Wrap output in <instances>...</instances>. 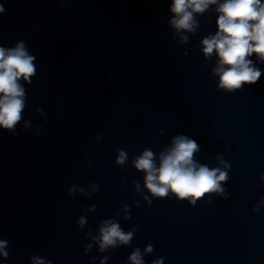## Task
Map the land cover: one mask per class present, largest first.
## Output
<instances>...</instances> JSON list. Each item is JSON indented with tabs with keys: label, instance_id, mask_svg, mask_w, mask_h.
<instances>
[{
	"label": "clouds",
	"instance_id": "9594fccd",
	"mask_svg": "<svg viewBox=\"0 0 264 264\" xmlns=\"http://www.w3.org/2000/svg\"><path fill=\"white\" fill-rule=\"evenodd\" d=\"M66 2V0H61ZM215 5L216 32L201 40L202 52L205 58L213 54L217 56V66L213 74L219 77V89L229 93L242 89L245 85L258 82L264 70L256 66L250 57L255 54L258 61L264 63V0H171L170 12L172 18L169 23L175 30L181 43H188L189 36L184 33L195 34L200 27L197 16L208 12L210 6ZM5 12L0 4V14ZM36 56L30 54L24 41H17L14 47L0 46V128L17 136L16 126L24 119L26 107V89L24 83L31 84L36 76ZM23 81V83L21 82ZM38 112L42 111L37 109ZM25 121V127L28 126ZM40 125H37L39 129ZM39 134V133H38ZM200 151V145L186 135L180 134L172 138L171 146L159 154V165L152 150L145 149L141 155L133 160L138 171L144 175V186L154 197H167L174 193L180 200L196 201L208 193H216L227 199L228 193L222 183L229 180L228 169L231 165L225 161L222 154L216 159L221 167L210 168L206 164H199L195 154ZM128 159L126 151L120 150L116 163L123 165ZM260 180L264 185V173ZM97 186L93 185L95 189ZM139 191V184H136ZM75 186L69 189V195L74 194ZM144 199L151 205V199L145 195ZM206 203H211L210 200ZM264 203V199L261 200ZM139 207V203L136 204ZM95 206H92V210ZM254 212H259L254 207ZM125 212L128 206L125 205ZM125 219H131L130 213ZM85 217L81 216L79 225L83 227ZM138 227L125 232L119 223L106 220L101 223L99 236L95 238L100 250L119 244L128 245ZM8 242L0 239V256L5 259ZM87 248H91L88 245ZM151 244L145 252L151 253ZM107 259V258H106ZM132 264H144L140 249H135L129 257ZM33 264H45V260L32 257ZM47 264H51L48 261ZM103 264V261L101 262ZM162 264V258L152 262Z\"/></svg>",
	"mask_w": 264,
	"mask_h": 264
}]
</instances>
